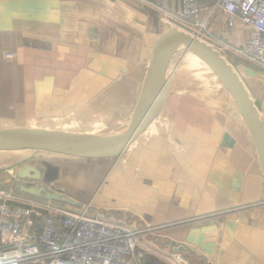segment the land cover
Segmentation results:
<instances>
[{"label":"crops","instance_id":"1","mask_svg":"<svg viewBox=\"0 0 264 264\" xmlns=\"http://www.w3.org/2000/svg\"><path fill=\"white\" fill-rule=\"evenodd\" d=\"M151 2L172 13L181 6V0ZM170 28L158 11L135 0H0V131L91 140L121 135L152 50ZM208 28L236 48L250 35L240 25L230 33L219 13ZM175 58L151 123L106 173L89 179L86 195L67 196L75 205H58L88 208L90 216L132 230L159 229L145 240L162 258L147 256L143 264H169L174 255L182 256L181 264H264V177L249 131L200 59L184 53L169 71ZM186 59L209 89L182 81ZM248 93L264 122V95ZM12 154L0 152V168L8 169L3 164ZM23 167L34 168L39 180L31 172L23 179L0 174V189L25 198L34 197L23 188L50 191L42 170L30 164L18 170ZM219 213L218 232L204 236L212 248L187 242L192 228L215 224L205 218Z\"/></svg>","mask_w":264,"mask_h":264},{"label":"built area","instance_id":"2","mask_svg":"<svg viewBox=\"0 0 264 264\" xmlns=\"http://www.w3.org/2000/svg\"><path fill=\"white\" fill-rule=\"evenodd\" d=\"M135 1L158 11L161 21L171 28L179 23L192 29L195 34L191 35L200 40L220 11L231 33L238 25L250 32L243 47L227 45L225 52L264 70V0H210L212 5L206 9L198 0H181L177 13L157 7L151 0ZM216 51L223 57L222 50ZM12 57L6 55L7 59ZM16 173L10 171L13 178ZM222 216L219 213L205 219L219 226ZM157 230L149 226L132 230L90 216L88 208L75 212L0 189V264H143L147 256L161 257L145 240ZM167 262L181 264L183 258L174 255Z\"/></svg>","mask_w":264,"mask_h":264},{"label":"water","instance_id":"3","mask_svg":"<svg viewBox=\"0 0 264 264\" xmlns=\"http://www.w3.org/2000/svg\"><path fill=\"white\" fill-rule=\"evenodd\" d=\"M181 50L200 59L233 100L249 131L264 177V122L245 85L237 72L210 44L177 28L167 30L155 44L131 122L124 133L110 139L91 140L33 130H4L0 131V152L35 151L84 160L120 158L155 117L166 69L176 52ZM29 172L39 180V173L30 167L18 170L16 177L23 179ZM22 191L36 199L55 204H76L69 198L47 191L44 186L37 189L23 188ZM219 228L216 224L194 227L189 231L187 242L210 249L212 247L209 244L212 242H205L204 236L218 232Z\"/></svg>","mask_w":264,"mask_h":264},{"label":"rangeland","instance_id":"4","mask_svg":"<svg viewBox=\"0 0 264 264\" xmlns=\"http://www.w3.org/2000/svg\"><path fill=\"white\" fill-rule=\"evenodd\" d=\"M216 13H219L220 15L222 14L220 11H217ZM185 32H189V34H195L189 30H186ZM202 38L203 41L208 42L209 44L211 43L216 50L223 51V57H225V60L237 72L243 84L245 85V88H247L248 91L251 92L253 97L256 96L257 99L258 95H264V70L259 69L252 64L242 63L243 60L238 56L232 54L231 52H225L224 47L227 45H232L222 41L221 39H218L217 34H215V32H210L209 28L208 32L202 35ZM211 38H217V41H208L211 40ZM183 54L184 51L182 50L176 52L174 57L177 56V58L173 59V63L171 64V68L169 69V71H171L176 66L177 62ZM187 64L188 60L186 59V63L184 67L182 66L181 70L183 73L182 81L190 83L193 86L201 85V89H209L210 85L205 82V77L201 76L199 71L191 68V66ZM181 71L179 69L178 72ZM248 75L253 76V78L249 77ZM220 94H222V92ZM225 94L226 97L231 98L227 92ZM14 153L15 155L12 154L7 156L8 158L10 157L13 159L8 163L3 164L4 166H8V169H4V167H1L0 174H4V176L13 178L11 176L12 174H10V171H12V173L14 174L23 164L33 165L36 168L42 170L41 183L45 184L51 192L62 195L64 197L73 195L78 198L81 195H86L87 193H85V187L89 179H92L93 175H100L103 172L106 173L111 168V165L114 164V159L92 162V160H84L70 156L41 153L35 151H17ZM5 191L8 190L5 189ZM81 211L82 210L79 209L75 212ZM88 214H90L89 211Z\"/></svg>","mask_w":264,"mask_h":264},{"label":"trees","instance_id":"5","mask_svg":"<svg viewBox=\"0 0 264 264\" xmlns=\"http://www.w3.org/2000/svg\"><path fill=\"white\" fill-rule=\"evenodd\" d=\"M242 63L248 64V63H246L245 61H243ZM103 160H110V159H103ZM103 160H92V162H93V161L100 162V161H103ZM60 205H61V204H60Z\"/></svg>","mask_w":264,"mask_h":264},{"label":"bare ground","instance_id":"6","mask_svg":"<svg viewBox=\"0 0 264 264\" xmlns=\"http://www.w3.org/2000/svg\"><path fill=\"white\" fill-rule=\"evenodd\" d=\"M243 209V208H242Z\"/></svg>","mask_w":264,"mask_h":264}]
</instances>
